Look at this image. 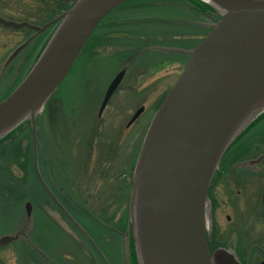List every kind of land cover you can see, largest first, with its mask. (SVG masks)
Returning <instances> with one entry per match:
<instances>
[{"label": "water", "instance_id": "1", "mask_svg": "<svg viewBox=\"0 0 264 264\" xmlns=\"http://www.w3.org/2000/svg\"><path fill=\"white\" fill-rule=\"evenodd\" d=\"M72 5L42 25L8 19L0 24L35 31L7 56L0 75L38 33L58 22L20 83L0 100V139L28 121L33 165L44 190L60 211L107 257L45 181L39 166L37 115L56 93L100 21L127 0H61ZM219 13L195 47L154 46L189 53L143 137L132 174L125 246L131 232L138 264H214L208 245V189L225 151L264 110V0H203ZM124 71L109 82L101 114ZM138 108L129 120L142 112ZM25 202L21 228L0 236L16 241L31 220Z\"/></svg>", "mask_w": 264, "mask_h": 264}, {"label": "rangeland", "instance_id": "2", "mask_svg": "<svg viewBox=\"0 0 264 264\" xmlns=\"http://www.w3.org/2000/svg\"><path fill=\"white\" fill-rule=\"evenodd\" d=\"M48 2V0H0V12L7 18L16 20L25 18L39 23L52 14V10L46 5ZM164 3L167 2L132 0L107 14L93 32L94 35L105 32V36L100 38V43L95 47L87 45L86 50L79 54L58 87L55 94L60 99L58 110L45 107L37 115L41 131V136H37L40 142L38 161L41 148L43 171L49 180L48 184L52 186L54 193L55 191L58 193L55 195L64 206L66 207L65 203L69 205L74 215L71 214L86 227L79 222L100 246L110 264H134L133 257L137 260L131 232L129 253L125 246L126 237L121 234L126 232L128 222L123 227L119 219L121 214H124V208L128 214L133 169L146 129L157 106L156 102L161 100L166 89L177 79L184 64L179 60L185 55L160 49L147 54L143 52L138 60L127 56L121 63L122 66L128 67L127 74L100 115L98 114L100 101L119 63H116L117 65L113 63L106 69L97 57L108 56L113 52L115 50L113 40L117 41L116 35H121L124 31L130 32L133 39L145 40L146 45L141 47L143 49L151 44L189 48L209 30L208 24L211 19L207 15L190 14L183 3L169 6ZM167 18L172 20L167 21ZM111 20L125 25H107ZM203 22L208 24L204 25ZM197 25L205 28L202 31ZM53 28L48 30L45 39L39 42L33 54L25 57L26 52H23L0 75V100L17 86L29 71ZM30 33L27 28L16 29L0 25V71L9 53ZM131 38L129 37L130 40ZM135 42L118 44L130 52L131 47L137 44ZM88 50L94 52L92 57ZM142 105L145 106L143 113L128 125L132 114ZM39 126L37 123V131ZM110 142L114 146L113 150L109 149ZM27 144L31 145L29 155L31 164L25 166L29 177L23 178L25 169L22 161L25 157L20 150H16L13 159L5 158L0 164V235L19 230L26 217L24 204L27 200L32 203L31 220L25 235H21L11 244L0 247V264H41L33 257L31 247L23 242L24 239L27 240L28 231L32 229L33 223L32 236L36 237L38 233V236L42 237L41 245L49 246V243L45 244V240L50 236L57 241V244L53 241L51 242L53 245L49 246L53 254L69 255L72 257L69 259L71 264L72 262L98 264L99 262H92L90 259L95 249L93 245L85 243L81 236L73 231L67 220L55 208L54 201L50 199L49 202L48 194L46 196L38 187L35 180L38 178L33 165L31 136L30 139H23L22 148H25V151ZM230 177L231 175L224 176L225 179ZM222 183L226 184L228 181L223 180ZM253 186L255 193H260L258 189L263 187L262 183L257 181ZM122 188L125 189L126 200L120 202L117 198ZM227 192L230 196L231 191ZM77 203L97 217L103 226L105 223L112 227L116 226L117 231L109 227L111 232L105 228L102 231L98 230L95 222L87 214L78 213L77 209L80 206L77 207ZM228 208V206L220 208L224 209L222 215L228 212ZM48 215L70 234L69 238H64L60 232L58 234L56 229L46 227L44 221L49 219ZM77 240L84 242L85 249H82ZM46 264L54 263L47 261Z\"/></svg>", "mask_w": 264, "mask_h": 264}, {"label": "flooded vegetation", "instance_id": "3", "mask_svg": "<svg viewBox=\"0 0 264 264\" xmlns=\"http://www.w3.org/2000/svg\"><path fill=\"white\" fill-rule=\"evenodd\" d=\"M48 1L46 5L52 10L50 17L44 21H39V23H33L42 25L63 11L68 4L65 3L66 6H64V2L60 0ZM169 5H172V3L167 2L166 6ZM168 20L172 19L167 18ZM121 24L125 25L114 20L107 22V25L120 26ZM53 27L52 25L43 32L36 34L15 59L23 52H26L25 57L33 54L39 42L45 39L46 33ZM27 29L31 33L26 38L35 33L34 30ZM102 36H105V32L90 38V42H92L90 47H95L97 45L96 41ZM131 36L130 32L124 31L121 35H116V38H118L117 41L126 43L127 41L130 42L129 37L131 38ZM135 45L131 47L130 52H128L129 49L123 47L111 52L108 56L99 58L98 55L97 60H101V64L106 69H109L113 63H119L116 64V70L118 72L124 71L125 77L128 67H125L126 65L122 66L121 63L127 56L135 57L138 60L143 52L147 54L148 52L160 50V48L150 47L152 45L146 48L147 50L144 48L137 49L138 44ZM88 52L92 57L94 52L91 50H88ZM184 55L185 57L179 60L180 63H184L187 59L188 54ZM168 89L169 87L166 89L165 94ZM161 100H156L159 103L156 102L157 106L154 112ZM144 110L145 106L141 113ZM225 175H231V177L225 179ZM223 180L228 181V183H222ZM255 181L263 185L262 189H258L260 193H255L253 186ZM227 191H231L230 196ZM208 197L211 205L208 223V245L214 264H264V111L250 121L222 156L210 183ZM222 206L229 207L225 215H222V211H224V209H220Z\"/></svg>", "mask_w": 264, "mask_h": 264}, {"label": "trees", "instance_id": "4", "mask_svg": "<svg viewBox=\"0 0 264 264\" xmlns=\"http://www.w3.org/2000/svg\"><path fill=\"white\" fill-rule=\"evenodd\" d=\"M132 1V0H131ZM160 1H163V2H172L173 4H181L183 3V5H185V7H187L188 9V12L191 14H195V15H200V14H204V15H207L208 18L211 19V21H216L217 18L219 17V15L215 12V9L210 6L208 3L204 2L203 0H160ZM187 4V5H186ZM191 5V6H188ZM64 6H66L65 3H63ZM67 7V6H66ZM205 13H209V14H205ZM203 15V16H204ZM206 16V17H207ZM44 20V19H43ZM197 28L201 29L203 31V28H205V26H200V25H197ZM146 36V34L144 35ZM110 37H107V39H109ZM114 39V38H113ZM112 39V40H113ZM131 38L130 42H134L136 41L135 43L138 44V48L137 49H140L142 46L144 47V45H146L145 43V40H136V39H133ZM100 39H98L96 41V44H99L100 43ZM113 46H114V49L115 50H119L121 49V46L118 44V43H121V42H117V41H114L113 40ZM92 43V42H88L87 45L89 46V44ZM148 43V42H147ZM86 45V47H87ZM123 45V44H122ZM85 47V48H86ZM114 50V51H115ZM60 99H58L55 95L49 100V102L47 103L46 107L47 109H50V108H53V110H58V108L60 107V104L58 103ZM39 122H40V119L39 117L37 118V123H38V126H39ZM40 126L38 127V137L41 136V131H40ZM30 136H31V132H30V124L28 121L22 123L21 125H19L16 129H14L13 131H11L10 133H8L6 136H4L1 140H0V164L3 162V159L5 158H10V159H13V156L17 153L16 150H20L22 155L25 157V159L22 161V166L24 167L25 169V166L26 165H30L31 164V158H30V144H27V151H25V148L23 149V139L24 138H29L30 139ZM113 143V141H111ZM110 142V145H109V149L110 150H113L114 149V146L112 145V143ZM23 150V151H22ZM24 152V153H23ZM20 153V155H21ZM6 159V160H7ZM43 155H42V150L41 148L39 149V162H40V167H41V170H42V173L43 175L46 174L44 171H43ZM27 162V163H26ZM30 163V164H29ZM29 177V174L27 173V170L25 169V173H24V177L23 178H27ZM46 181L49 183V180H47V176L44 175ZM115 177V176H113ZM36 178V177H35ZM36 180V183L38 185V187L40 188L41 191H43L44 194H46L42 188V186L40 185V183L38 182L37 179ZM58 185V184H57ZM123 185V184H122ZM52 187V186H51ZM54 190V188H53ZM55 191V190H54ZM55 193H57L55 191ZM58 195V193H57ZM47 196V194H46ZM47 198L49 199V202H50V198L47 196ZM126 192H125V189L122 188L118 194V198L117 200H119L120 202L123 200L125 201L126 199ZM54 204V203H53ZM66 207L69 209V211L71 212V208L69 207V205H67V203H65ZM80 206V208L78 206ZM55 208L59 211L58 207L56 205H54ZM76 206L78 207L77 211L78 213H84V214H87L94 222L95 224L97 225V229L98 230H104L107 229L109 230V232H111V229H109L106 225L103 226L102 222L97 218L95 217L93 214H91L89 211H87L84 207H82L79 203L76 204ZM126 207V206H125ZM60 212V211H59ZM61 213V212H60ZM73 214V212H71ZM61 215L63 216V218H65L67 220V222L69 223V225L71 226V228L73 229L74 232H76L79 236H81V238L84 240V242L86 243H90L81 233L80 231H78L76 229V227L65 217L64 214L61 213ZM74 215V214H73ZM49 219H45L46 221H44V223H46V227L47 228H50V229H56V231L60 233H62L64 236V238H69L70 237V234L65 231V229L55 220L53 219L50 215H48ZM76 217V216H75ZM77 218V217H76ZM78 219V218H77ZM80 222V220H78ZM105 221V220H103ZM119 222H120V225H122L123 227L126 226L127 222H128V214H127V210L126 208H124V214H121V217L119 219ZM81 223V222H80ZM82 224V223H81ZM83 225V224H82ZM84 226V225H83ZM85 227V226H84ZM116 226H114L113 228H115ZM34 228V223L32 224V229L30 230V232L28 231V240L29 242H31L33 245H34V248L28 243V240L24 239L23 242L27 243L30 247H31V250H32V255L33 257L36 259V260H39L41 262V264H46L47 261H51L52 263L54 264H71L70 263V260L69 259H72V257H70L69 255H66L63 253L60 254V253H56V254H53L50 249L49 246L53 245L51 244V242L53 241H56L53 237H49L48 239L45 240V244L49 243V246L48 244L43 246L41 245L42 242V237H39L38 236V233H37V236L33 237L32 236V233L31 231L33 230ZM86 228V227H85ZM114 230V229H112ZM100 231V232H101ZM40 233V232H39ZM69 234V235H68ZM37 237L40 238V240L37 239ZM64 241V239H63ZM78 244L81 245L82 249H85V244L84 242H82L81 240H77ZM99 243V242H98ZM56 244H57V241H56ZM91 244V243H90ZM89 244V245H90ZM92 245V244H91ZM90 245V246H91ZM48 246V247H47ZM36 248V250H35ZM94 249V247H93ZM93 253H91V261L92 262H99L98 264H106L102 257L99 255V253L94 249V251H92ZM74 260V259H73ZM29 261V260H28ZM110 261L112 262V259L110 257ZM27 262V261H26ZM133 263L134 264H138L137 263V260L135 259V257H133ZM73 264V262H72Z\"/></svg>", "mask_w": 264, "mask_h": 264}]
</instances>
